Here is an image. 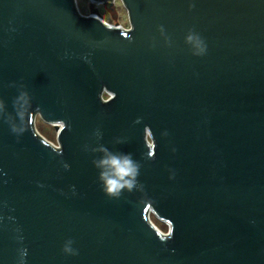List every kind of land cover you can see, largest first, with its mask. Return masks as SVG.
<instances>
[{"label":"water","instance_id":"water-1","mask_svg":"<svg viewBox=\"0 0 264 264\" xmlns=\"http://www.w3.org/2000/svg\"><path fill=\"white\" fill-rule=\"evenodd\" d=\"M116 1L0 0V97L33 98L19 139L0 122V264H264V0H120L130 30ZM98 144L142 190L101 191Z\"/></svg>","mask_w":264,"mask_h":264},{"label":"clouds","instance_id":"clouds-1","mask_svg":"<svg viewBox=\"0 0 264 264\" xmlns=\"http://www.w3.org/2000/svg\"><path fill=\"white\" fill-rule=\"evenodd\" d=\"M195 5L190 3L189 8ZM161 35H164L163 26H159ZM169 38L165 36L167 41ZM185 43L191 46V52L194 56H203L206 53L207 46L202 37L193 29H189L185 36ZM9 87L18 89L17 95L12 98V110H8L7 102L0 97V122L8 125L9 130L17 139L26 131L27 118L32 108V96L23 83L11 82ZM97 138L100 134L96 133ZM122 141L116 140L115 143ZM86 150H89L86 146ZM94 154L92 159L93 166L98 170V181L101 185V191L110 198H120L126 191L142 190L143 185L139 182L140 163L133 158L131 153L121 151H112L103 144L90 148ZM67 167V165L65 166ZM73 241L67 240L62 252L66 255H78V250L72 247Z\"/></svg>","mask_w":264,"mask_h":264},{"label":"rangeland","instance_id":"rangeland-1","mask_svg":"<svg viewBox=\"0 0 264 264\" xmlns=\"http://www.w3.org/2000/svg\"><path fill=\"white\" fill-rule=\"evenodd\" d=\"M79 11L82 15L87 16L91 13V2L90 0H77ZM101 16L109 23H121L124 25L129 24L128 12L123 4L118 1L114 7V10L111 11L105 6H100L99 8ZM36 126L41 135L50 141L56 142V130L53 126L44 122L41 118H38L36 121ZM151 220L154 225L163 233H167L169 226L166 223H163L156 219L154 216H151Z\"/></svg>","mask_w":264,"mask_h":264},{"label":"built area","instance_id":"built-area-1","mask_svg":"<svg viewBox=\"0 0 264 264\" xmlns=\"http://www.w3.org/2000/svg\"><path fill=\"white\" fill-rule=\"evenodd\" d=\"M77 1V0H76ZM118 1H120V0H117L116 2H118ZM116 2H115V5H116ZM121 2V1H120ZM122 3V2H121ZM78 5V4H77ZM114 5V6H115ZM100 6H103V4H98V8H100ZM100 19H102L104 22H106L107 24H109V25H111V26H113V27H117V28H122V29H124V30H130L131 29V25H130V22H129V24L128 25H124V24H121V23H119V22H117V23H109V22H107L102 16H100L99 17ZM104 97V99L105 98H107V95H104L103 96ZM39 118V116H37L36 117V120H35V125H36V121H37V119ZM36 128H37V126H36ZM38 130V129H37ZM40 133V132H39ZM43 136V135H42ZM44 137V136H43ZM45 138V137H44ZM47 141H49L51 144H53L54 146H58V143H57V141L56 142H54V141H50L49 139H47V138H45Z\"/></svg>","mask_w":264,"mask_h":264}]
</instances>
